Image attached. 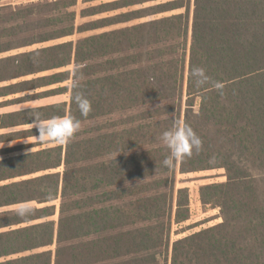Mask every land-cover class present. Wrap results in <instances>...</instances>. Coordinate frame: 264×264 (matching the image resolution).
Here are the masks:
<instances>
[{"label":"trees","instance_id":"16d2710c","mask_svg":"<svg viewBox=\"0 0 264 264\" xmlns=\"http://www.w3.org/2000/svg\"><path fill=\"white\" fill-rule=\"evenodd\" d=\"M78 1L0 5V55L184 12L0 57V98L72 81L0 102L71 92L70 103L0 113V129L80 122L66 147L0 158V264H264V0H113L81 14L120 12L77 27ZM196 67L210 77L203 87ZM77 95L91 102L86 117ZM176 122L203 142L180 171L224 168L227 180L199 191L222 222L176 240L169 253L173 223L190 218L187 188L174 203L177 161L162 163V134ZM38 130L1 133L0 143ZM26 203L37 206L12 208Z\"/></svg>","mask_w":264,"mask_h":264},{"label":"rangeland","instance_id":"374dc122","mask_svg":"<svg viewBox=\"0 0 264 264\" xmlns=\"http://www.w3.org/2000/svg\"><path fill=\"white\" fill-rule=\"evenodd\" d=\"M36 1H40V0H1L0 5H3V4L19 5V4H26V3H30V2H36ZM111 1H113V0H95V1H90V2H84V0H79L78 4L74 7V9L77 11V19H76L77 27L85 24L86 22H90L93 20L104 18L106 16H112V15L120 12V11H115V12H109V13H100V14L90 16V17H83L81 14L82 10L85 8L93 7V6H100V4H103L106 2H111ZM154 3L155 2H148V3L144 4L143 6H150ZM141 6L142 5L132 7V9L139 8ZM123 10H121V11H123ZM180 12H184V9L175 10V11L167 12V13L160 14L157 16L144 18L142 20H135V21L125 23V24H117V25L106 27V28H101L99 30H93V31H87V32H76L72 36H68V37L62 38V39L57 40V41H53V42H49V43H45V44H41V45H34V46H32L30 48H26V49L13 50L11 52L1 54L0 57L10 55V54H15V53H17L19 51H23V50H29L32 48H37L40 46H47V45L57 43V42H62V41L73 40L76 42L78 39L92 35V34L103 32L106 30H111V29L129 26V25L138 23L140 21H145V20H149L151 18L167 16V15L180 13ZM69 68L72 69L73 66L68 67V69ZM52 72H54V71H48V72L40 73L38 75L51 74ZM32 77L33 76H28L27 78H32ZM16 81L17 80H15L14 82H16ZM71 83H72V81H66V82H63L60 84H55L53 86L41 88L38 90H31V91L11 95L8 97H1L0 102L9 100V99H12L15 97H19V96L43 92L45 90H49L51 88H56V87H60V86L71 87ZM6 84L7 83H5V82H1L0 86L6 85ZM67 90L65 89V92L62 95L51 96V97H42V98H34L33 100H29V101H26L23 103L13 104V105L8 104L7 106H2V107H0V113L12 111V110H17V109H22V108L36 107V106L51 104V103H55V102L67 101L68 103H70L71 92H70V89H67ZM185 99H186V97H184V102H185ZM197 104H198V101H197ZM184 107H185V105H184ZM59 120H68V119L63 118V119H58V120H54V121H59ZM54 121L39 122V124L48 125V124L53 123ZM31 128H38L37 123L32 124V125L15 127V128H11V129H0V134L6 133V132H11V131H17V130H26V129H31ZM39 134H40V131L38 130L35 133L24 134L22 138L15 139L13 141H6V142L0 143V149L11 148L13 150L10 153L0 155V158H4L8 155H18V154L37 151V150H40L43 148H49V147H54V146L66 147L67 138L63 141H60L57 139H53L51 137H46V140L44 142H42L39 138ZM53 171L54 172H63L64 167L62 166V167L57 168ZM175 175H176V189H175L176 192H175V202L174 203H176L177 190L179 188H187L189 190L190 218L188 220L182 222V223H179V224H176L175 222L173 223V228H172V231L170 234V250H169V253L171 252L172 244L176 240L183 238L185 236L191 235L194 232L200 231L202 229L211 227L213 225H216V224L222 222L223 219L221 217L220 208L212 206V205L203 204L201 202V199H200L199 191H200V187L202 185L209 184V183H220V182H225L227 180L226 170L224 168H216V169H208V170H202V171H196V172L182 173L180 171V160L177 161ZM59 203H60V200H57L54 202V204H59ZM34 206H37V204L36 203H26V204H20V205L14 206L12 208L13 209H19V208L34 207ZM38 206H41V205H38ZM49 219L50 220H58V216L56 215V216L50 217ZM55 248H56V244H54L52 246H48L42 250H49V249L55 250Z\"/></svg>","mask_w":264,"mask_h":264},{"label":"clouds","instance_id":"9594fccd","mask_svg":"<svg viewBox=\"0 0 264 264\" xmlns=\"http://www.w3.org/2000/svg\"><path fill=\"white\" fill-rule=\"evenodd\" d=\"M192 78L197 87H203L210 81V77L202 67H196L192 70ZM215 87L219 89L222 85L217 83ZM75 100L81 114L85 117L88 116L91 111V102L83 95H77ZM33 118L38 121L39 114H34ZM37 127L39 128V138L42 142L46 140V137L63 141L73 135L80 127V122L77 120H59L48 125L37 123ZM161 139L168 149V155L162 162L166 168H172L175 161L190 157L193 154V150L200 151L203 144L202 139L190 125L180 122H176L173 127L164 131Z\"/></svg>","mask_w":264,"mask_h":264}]
</instances>
